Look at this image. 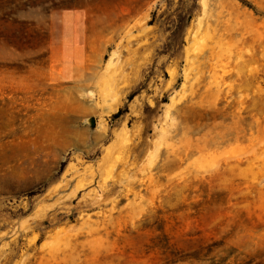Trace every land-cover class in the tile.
I'll list each match as a JSON object with an SVG mask.
<instances>
[{"label": "rangeland", "instance_id": "obj_1", "mask_svg": "<svg viewBox=\"0 0 264 264\" xmlns=\"http://www.w3.org/2000/svg\"><path fill=\"white\" fill-rule=\"evenodd\" d=\"M0 264H264V0H0Z\"/></svg>", "mask_w": 264, "mask_h": 264}]
</instances>
